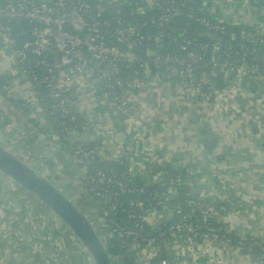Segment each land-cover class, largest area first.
I'll return each instance as SVG.
<instances>
[{"label":"built area","instance_id":"built-area-1","mask_svg":"<svg viewBox=\"0 0 264 264\" xmlns=\"http://www.w3.org/2000/svg\"><path fill=\"white\" fill-rule=\"evenodd\" d=\"M155 2V0L148 1V7L151 11L160 13L161 17L158 22H166L169 18L180 16V9L166 8L164 5L155 4ZM122 4V0H98L96 10L101 15L108 10L118 11ZM212 7L217 9V12H212L216 13L214 18L219 24L203 20L202 23L209 30L223 31L225 28L220 25H239L238 22L222 18L221 12L219 13L220 9H218L219 0H215ZM90 9L89 0H9L5 8V18L9 21H24L31 27L30 30L23 29L20 33L25 36L21 44L15 41L12 28L6 25L0 16V92L5 100L18 109L20 115L33 120L37 125L36 129L39 130V127L53 129L49 118H42L35 112V104L40 98L39 92L45 93L50 111L64 118L67 121V126L76 122L77 114L85 117L87 123L88 119L85 114L80 109L73 108L71 99L68 97V93L72 90H79L81 84H88L91 91L97 95L102 88V93L99 94L103 105L99 109V113L105 115L107 120L115 125L125 121L128 112L125 105L127 91L134 87L143 88L144 85L155 86L160 91L169 90L176 97L185 96L195 102L202 99L204 105L220 112L224 104V90H220L218 84L213 82L212 75L221 76L225 84H228L229 80H232L237 74L251 77L253 80L263 83V89L259 92L264 100V38H258V35L247 32L242 33L247 40L256 42L257 48L249 53L257 60L258 65L248 64L246 61L248 50H245L244 58L237 64L238 67L228 61H222L218 56L221 43L216 41L213 44L210 59L213 72L197 75L193 65L202 63L203 59L200 56L194 60L195 63H192L190 60H180L159 54L158 51L150 53L151 58L144 60L132 52L135 47V39L140 36L138 26L118 27L114 31L116 41L125 45L128 51L118 45L108 43L106 36H103L101 32L102 28H110L112 24L110 22L104 25L97 21L90 22L88 16ZM209 9L210 5L207 7V10ZM181 34L185 35V32L181 31ZM165 40L166 37L162 33L159 34L153 40V47L156 49L165 47ZM186 49L187 45L181 48L182 51H186ZM207 51L208 49L205 50V52ZM148 62L155 64L161 70L150 79L145 75L149 69ZM101 64L107 65L105 73L98 72ZM136 65H139L145 73L135 72L131 76V80L124 79L122 67L130 69ZM211 99H214L213 104L208 101ZM4 105V103H0V112L2 113L0 123L2 125L6 121L3 117ZM94 105L96 104L94 103ZM208 112L211 113V110L209 109ZM13 131L17 132L16 125L13 126ZM63 135V139L67 143L64 153L66 157L72 158L78 163L79 179L83 188L87 191L88 189L93 190L94 185H103L106 182L110 186L115 184L118 187L117 192H109L104 196V199L93 201L90 209L81 206L85 199L80 195H76L75 199L69 198L89 217V212L94 208V205L96 206L107 228V236H103L106 243L109 246L113 239L121 240L131 259L129 264H152L154 258L163 256L169 257L171 260H165L162 264H181L179 249L191 250L196 246L202 248L208 244L213 247L230 249L234 253L230 258L239 255L246 260L253 261L254 257L247 256L245 252L248 250L238 241L242 242L248 236L257 238L258 234L248 233L241 222L245 210L251 212L254 204H251L250 200L245 202L232 197L235 193L226 187L222 188L224 201H220L225 205L220 208L222 215H212L210 206L205 208L201 201L190 198L186 207L164 205L166 212H163L165 213L163 217L155 213L152 214L153 212L150 211L141 212L139 216L134 217L143 222V224H139L141 227L138 228V231L122 226L113 229L110 226L111 218L118 207L108 204V202H111L112 198L118 197L119 194H130L132 190L128 189L124 183L107 179V176L102 172L91 175L88 172L91 167L90 159L94 156L99 158L102 163H124L128 161L127 155L120 156L111 143L106 141L99 147L98 152L90 151L80 143L81 134L79 132L66 130ZM42 137V140L36 141L32 145L28 144L26 140H17V143L21 142L22 147L20 148L17 145H9L7 142L10 140H5L0 135V144L31 169L55 184L61 177V168L59 166L48 168L46 164L54 157L50 139H55L57 136L43 133ZM18 151H20V155ZM22 157L32 161L33 164L25 162ZM149 167L150 165L140 166L134 161L129 162L125 174L127 182L130 183L131 180L138 178L143 183L142 191H147L156 184L149 179ZM180 171L187 173L188 168L180 169ZM159 177L157 183L161 186L167 183L171 174L162 173ZM3 182L7 181L0 176V183ZM169 183L172 185L182 184V176H176V179L170 180ZM19 192L22 191L19 190ZM193 192L196 193L195 190ZM198 193L200 194V190ZM98 197L100 198L99 195ZM28 199L35 202L30 197ZM128 203L130 207H135L138 202L132 199ZM234 220L240 222L242 229L233 225ZM257 245L259 246V244ZM260 247L264 252L263 241ZM113 256L116 264H128L123 253L113 254ZM88 263L92 264L89 258ZM255 264H264V261L255 262Z\"/></svg>","mask_w":264,"mask_h":264},{"label":"crops","instance_id":"crops-1","mask_svg":"<svg viewBox=\"0 0 264 264\" xmlns=\"http://www.w3.org/2000/svg\"><path fill=\"white\" fill-rule=\"evenodd\" d=\"M221 3L222 0H219L218 9L222 11ZM237 7L241 9H237ZM234 8L236 11L241 10L239 11V17H243L244 22L247 24L256 25L258 16L264 15L263 0H241L240 3L234 5ZM215 12H217V9H215ZM259 28L263 29V27ZM147 76L149 79L152 77V75ZM247 78L249 77L236 75L232 80H229L228 84H225L226 89L222 88V90L225 89L223 91L224 104L220 112L204 105L202 99L195 102L185 96L176 97L158 89L154 93L149 87H145L144 90L134 87L132 90H128L127 93L125 92V105L128 112L123 122L124 125L120 127H116L115 124L107 120L105 115L99 113V109L103 105L101 95L91 91L88 84H81L79 90H72L70 93L72 107L80 109L88 119L86 123L87 133L93 138V142H100V145L105 141L110 142L113 148L118 149L120 156L127 153L140 166H151L152 161L158 160L155 165L172 163L175 170L177 167L182 170L192 168L193 174H198L195 181L198 187L195 191L198 193L200 190V193L206 197L208 195L214 198L216 195L221 196L223 193L217 191L218 187L232 189L235 193L232 197L245 202L250 200L251 204H254L251 212L245 210L243 214L241 222L245 230L264 238V198L260 197V192L264 197V136L262 135L264 129V100L260 94L263 83L254 80L257 88L251 90L244 85ZM239 80H241V84ZM241 85L244 88L239 87ZM208 101L214 103V99ZM137 103L146 105L148 109L142 115L143 120L146 121L144 123L146 126L143 129L147 130L142 136L138 133L139 126L135 120L139 115ZM207 103L210 104V102ZM35 107L37 115L47 119L45 105L41 100L35 104ZM5 108L6 105H4L3 110V117L6 121H3L8 126V133H4L0 129L1 137L5 140H11L9 138L15 137L16 141H28V138L39 135V130L36 128L20 126L17 122H12V118ZM106 108L108 109V106ZM133 109L136 113L130 117L129 112ZM209 109L211 113L208 112ZM201 117L203 119L200 122ZM191 119L200 124H193ZM192 124L195 126L196 131H193ZM14 125H17L19 131H13ZM208 125L211 132H213L212 139H206L209 136L208 132L210 134ZM202 129H208L206 135L202 132ZM164 131L166 134L163 136ZM42 139L41 135L36 141ZM206 141L212 142L210 145L212 152L210 151L208 156L204 149ZM127 144V148H122ZM52 152L54 154L53 150ZM130 153H132V156ZM212 154L214 157H212ZM219 156L224 157L226 163L222 164L212 160H216ZM54 158L57 160L55 154ZM208 163L211 168L207 173L205 171L208 169ZM221 167L231 171L230 180L226 181L223 178L225 176H221ZM239 169H242L243 172L237 175L236 171ZM151 174L152 169L149 171V179L151 182H156ZM207 174L208 177H206ZM241 175L244 176V179L247 176L249 178L246 181L242 180L244 184L242 188L241 186L237 188L242 182ZM253 176H255L254 179H252ZM210 179L213 181H210ZM12 187L7 183H0V191L3 190L2 194L0 192V228L7 231L9 228H14L19 231L21 222H16L18 215L12 216L10 214V212L16 210H21L23 217L29 221L31 217L27 216V212H30L32 216L40 213V217H36V220L39 224L44 223L41 207L30 201L22 192L15 188L19 193L17 202L10 199L13 191ZM208 189L213 190V192L209 193ZM233 225L242 229L238 221L234 220ZM258 235L257 237L261 239ZM3 236L9 242H6L0 236V244H5L3 249H0V264H13L14 262L16 264H45L42 246L39 244L41 240L38 239V248L30 250L18 246V244H21L23 237L20 236L18 239L15 236L12 237V231L4 232ZM11 244L14 246L8 250L7 247ZM179 251L181 252V264H255L252 260H246L239 255L230 258L234 255L230 249L213 247L210 244L202 248L196 246L191 250L183 248ZM11 253L15 257L25 255L24 260L20 263L18 259L16 260L11 256ZM1 255H4V257L2 258Z\"/></svg>","mask_w":264,"mask_h":264},{"label":"trees","instance_id":"trees-1","mask_svg":"<svg viewBox=\"0 0 264 264\" xmlns=\"http://www.w3.org/2000/svg\"><path fill=\"white\" fill-rule=\"evenodd\" d=\"M148 1L153 0H122V6L119 7L118 11L108 10L104 14H98L96 10V4L98 0H89V4L91 9L89 11V20L97 21L101 24H105L110 22L112 26L110 28H102V35L106 36V40L110 44H115L123 48L125 51H128V48L120 44L114 38V31L118 27L126 28L128 26H138L140 31V36L135 39V47L132 49V52L136 53L141 59H149L150 53L158 51L159 54L170 56L176 59H186L190 60V62L195 63L194 60L197 57H202L203 61L201 64L193 65V69L197 75H202L205 72H213L212 66L210 64L211 53L213 52V44L216 41L221 43L220 50L218 52V56L222 61H228L233 66L238 67L237 64L241 62L244 58L245 50H248V56L246 57V61L248 64L255 66L257 64V60L254 59L250 55V51L257 48L256 42L247 40L242 33H250L253 35H258V38H264V15L258 16V23L247 24L245 22L244 26H230V25H220L225 29L219 31H211L209 30L202 21H214L219 24V22L214 18L216 16L215 9L212 7V4L215 0H155V4L164 5L166 8H178L180 9V16L177 18H169L166 22H158L161 15L158 11H151L148 7ZM264 1V0H263ZM9 0H0V10H1V18L3 22L10 26L13 31V36L16 42L21 44V42L25 39V36L20 34L23 29L30 30L31 27L29 24L24 21H9L5 18V8L8 4ZM210 5V9L207 10V7ZM213 11V12H212ZM257 22V21H256ZM263 25V29L261 30L259 27ZM259 26V27H258ZM181 31L185 32V35L181 34ZM107 32V34H105ZM163 34L166 37L165 47L156 49L153 47V40L159 34ZM186 51H182V46H186ZM233 47V50H231ZM208 49L207 52L205 50ZM149 69L147 74L145 75H156L160 73V69L155 66V64L148 62ZM107 65L101 64L99 65L98 72H106ZM137 72L138 74H144V70L136 65L133 68L122 67V76L126 80H131V76ZM237 75V74H236ZM213 82L218 84L219 88H225V82L221 76L212 75ZM240 79V78H239ZM241 84V80H239ZM7 85V83H6ZM244 88L243 85L239 86ZM226 89V88H225ZM223 89V90H225ZM102 93V88L99 90L98 94ZM39 100H41L45 105V115L49 118L53 124V129L49 131V133L57 136L55 139H50V147L54 151L56 157V164L47 163V166L50 168L57 167V165L61 168V177L55 183L56 187L61 190L63 194L66 196H71L73 194L80 195L85 200L81 204V206L85 209H90V206L95 200H102L104 196L109 192H117L118 187L114 185L106 184H96L93 186V190L88 189V191L83 188L79 175H77L76 169L77 162L72 159L66 157L64 153V149L67 147L66 141L63 139V134L66 130H72L74 132H79L81 134L80 143L86 149L90 151H99V147H101L100 142L96 143L93 141H85L84 136L87 133V124L86 119L82 115H76V122L71 126H67V121L62 118L59 114H53L46 102L45 93L39 92ZM68 97L71 99V93H68ZM0 103H4L6 105V112L9 116L14 119L20 126H29L36 128L37 125L33 122V120L29 117H24L19 114L17 108L13 107L8 100H5L3 95L0 92ZM72 104V99H71ZM22 105V104H20ZM193 124H200L199 122H194L191 119ZM201 122V121H200ZM32 126H31V125ZM192 124V128L196 131L195 126ZM209 128V125H208ZM43 135V134H42ZM209 135V132H208ZM11 142V140H10ZM35 141H27L28 144L34 143ZM10 145V144H9ZM206 149L209 150L208 143H206ZM218 163H221L222 160H225L224 157H218L216 160L212 159ZM175 161V160H174ZM91 167L88 172L91 175H97L102 172L107 176V179L115 180L116 182L124 183L128 189L132 190L130 194H119L118 197L112 198L110 203L111 205H117L118 210L114 212L113 217L111 218L112 222L110 226L114 229L117 226H122L124 228L138 231L143 224V222L135 216H139L141 212L145 213L147 211L153 212L152 214L161 215L162 212H166V207L164 205H175L186 207V204L190 198H195L201 203H210L211 200L203 199L193 191H190L184 184L189 180H184V184L181 187H176V185H172L170 183H164L159 186L158 181L160 179L159 175L162 173L171 174V176L181 175L183 177H188L194 181H196L197 176L192 174H187L184 171H180L178 173L172 163L160 164L151 167L152 169V177L155 178L156 184L150 187L147 191H142V181L138 178L131 180V182H127L126 170L128 167V161L124 163H102L101 160L97 157H92L90 159ZM100 196V198L98 197ZM136 200L137 206L130 207L128 201ZM37 206H40L43 210L44 223L43 228L47 232V240L42 243L41 248L46 249V253H44V261H50L48 255L50 254V249L48 248V243L50 241H55L57 243V248L54 246V255L63 256V252H58L59 248H64L66 245L62 243L59 238L55 237V230L50 234V230L54 227V222H58L61 226V222L57 220L48 210L42 207L40 204L35 203ZM48 213V214H47ZM210 213L211 210H210ZM49 215L48 217H46ZM47 223V227L45 225ZM140 224V225H139ZM63 227V226H62ZM163 228V225H162ZM68 233V231H67ZM151 236V235H150ZM259 236V235H258ZM261 239L253 238L248 236L244 241L239 242L248 250L245 252L247 256L253 258V262L260 263L264 261V252L261 250L260 244L264 238L259 236ZM59 241V242H58ZM47 243V244H46ZM78 243V242H77ZM259 244V246L257 245ZM80 248L81 244L78 243ZM76 248V247H75ZM83 248V247H82ZM81 248V249H82ZM109 248L111 252L116 255L118 253H123L127 260V263H131V259L129 258V254L126 253V247L121 240L113 239L109 244ZM250 250V251H249ZM253 255V256H252ZM47 257V258H46ZM169 261L171 258L163 256L154 258L152 260L153 264H162L164 261ZM62 261V260H61ZM35 264V263H33ZM60 264H65L61 262Z\"/></svg>","mask_w":264,"mask_h":264},{"label":"rangeland","instance_id":"rangeland-1","mask_svg":"<svg viewBox=\"0 0 264 264\" xmlns=\"http://www.w3.org/2000/svg\"><path fill=\"white\" fill-rule=\"evenodd\" d=\"M240 2H241V0H222V3H221V5H222V11L221 10L219 11V13L221 12L222 18L225 17L229 21L238 22L239 25L237 27L244 26L245 25L244 18L243 17H241V18L239 17V11H241V10L236 11L235 8H234V5L235 4H238ZM237 9H241V8L240 7H237ZM263 25L260 26V27L262 28ZM2 63L4 64V60L2 61ZM145 87L151 88L154 91V93L158 89V88H156L155 86H152V85H144V87L143 88H140V89L141 90H144ZM166 92H168L169 94H171V91H169V90H166ZM137 106L139 108V115H138V117L135 120H136V122H137V124L139 126L138 127V133L140 134V136H142L147 131V130L143 129L146 126L144 124L146 121L143 120L144 117H142V115H143V113L145 111H148V109H147V106L146 105H142L140 103H137ZM135 113L136 112L133 109L132 111L129 112V116L131 117ZM0 114H1V116H0V118H1L2 117V113L0 112ZM110 115H111V113H110ZM151 117H150V120H151ZM237 119H241V118H237ZM11 121L12 122H16L13 119ZM121 125H124V123L123 122H120L119 124H117L115 126L116 127H120ZM0 129H1L2 132H4V133L7 132L8 133V131H7L8 126L6 124H4V125L1 124L0 125ZM208 129L210 131V134H209V136L206 139H212L213 138V136H212L213 132H211L210 128H208ZM208 129H204V130L202 129V132L206 135ZM16 130L19 131V128H17V125H16ZM49 131H50V129L47 128V127H39V135L38 136L34 135L33 137L28 138V141H30V140L36 141V140L39 139V136H41L43 133L49 134ZM193 131H195V130L193 129ZM165 134H166V132L164 131L162 133V135L164 136ZM10 135H12V134H10ZM262 135L264 136V131L262 132ZM203 138H205V137H203ZM9 139H11L13 141L7 142L8 144L13 145V146L17 145L20 148L22 147V145L20 144L21 142H18L17 143L15 137H12V138H9ZM206 143H208V147H209V145H211L212 142L206 141L205 142V145H206ZM262 144H263V142H262ZM127 147H128V144L125 147H122V148H127ZM204 149L206 150V155L208 156V154H210V151H211L210 147H209V150L206 149V146H205ZM114 150L117 153H119L118 152V149L114 148ZM124 155H127V158H128V161L129 162H132L133 161L127 153H125ZM130 155L132 156V153H130ZM212 157H214L213 154H212ZM209 159H212V158H209ZM48 162L49 163H52L53 165H55L57 163L56 160H55V158L54 159H51ZM157 162H158V160L152 161L151 162V166L149 167V170L151 169V167L153 165L157 164ZM221 163L224 164V163H226V161L225 160H222ZM47 167L49 168L50 166H47ZM207 168L208 169L205 172L208 173L209 170H210V168H211V166H210L209 163L207 164ZM220 170H221V176H225V177H223L224 180L228 181V180L231 179V177H230V174H232L231 171H227V169H225L224 167H221ZM76 172H77V175H79L80 174V169H76ZM177 172L178 173H181L179 167H177ZM242 172H243L242 169H239V170L236 171L237 175L241 174ZM187 174L194 175L193 172H192V168H189L188 169ZM197 175L198 174H196L194 176H197ZM176 176L173 175L171 177H168L169 180L167 181V183H169L170 180H172V179L173 180L176 179ZM208 176L209 175L207 174L206 177H208ZM241 177H242L241 178V181L242 180L243 181H246L249 178V176H247L244 179V176L243 175H241ZM254 178H255V176H253L252 179H254ZM182 179H183V183L182 184H175L176 187H181L182 188V185L184 184V180H189L184 185L190 191H194L198 187L197 182H195L194 180H192V179H190L188 177H183V176H182ZM210 181H213V180L210 179ZM243 181L241 182V184L237 188H239L240 186L242 188V186H244ZM3 183L9 184L8 182H3ZM9 185H11V184H9ZM255 185H257V183H255ZM11 186H13V185H11ZM245 187H247V185H245ZM222 188L223 187H218L217 191H223ZM12 190L13 191L11 193L10 199L11 200L13 199V200H15L17 202V197H19V193H18V191L14 187H12ZM0 192L2 194L3 193V190L1 189ZM208 192L211 193V192H213V190L208 189ZM196 194H199V193H196ZM262 195H263L262 192H260V197L264 198ZM199 196L202 197L203 199L211 200L210 203H202V205L205 208L207 206H210L212 215H222V214H220V208L222 206H225L224 204H221L220 203V201H224L222 199V195L221 196L220 195H216L215 198H214L211 195H208L206 197V196H204L203 194L200 193ZM68 197H73L75 199L77 196L75 194H73V195L68 196ZM0 214H1V211H0ZM10 214L12 216L18 215V217L16 219V222H21L20 223V226L21 227H20L19 231L16 230V229H14V228H9L8 231L7 230H4L3 228H0V236H2L6 240V242H9V240L6 239L3 236V233L4 232L7 233V232H11L12 231V237L15 236L16 239H18L20 236L23 237V239L21 240V244H18L19 247H21V248H23V247L24 248H28L30 250H33L34 248H38V246H37L38 245V239L41 240L39 244L42 246V243L47 240V232H46L45 229H43V224L42 223L39 224L38 221L36 220V217H40V213L39 214H34L32 216V214L30 212H27V216L29 215L28 217H31V220L30 221L28 219H26L25 217H23L21 210H16L14 212H10ZM48 216L49 215H47L46 217H48ZM161 216L162 217L165 216V213L162 212ZM45 225L47 227V223H45ZM62 226L58 222H54V227L52 228V230H50V234H52L53 233L52 231L55 230V232H56L55 233V237L56 238H59L62 241V243L64 245H66V247L61 248V249L59 248V250H58V252H63L64 255L63 256L54 255L53 254V252H54V246L57 248V243L55 241H53V242L50 241L51 243H48V244L46 243L48 245V248L50 249V254L48 255V257L50 258V261L45 262V264H60L61 262H64V261H65V264H89L88 263V257L86 255V253L84 252V249L82 247H81L82 249L80 248V246L78 245L79 242L76 240V238L74 236H72V234L64 226L63 227ZM67 231H68V233H67ZM4 246H5V244H0V249H3ZM13 246L14 245H12V244L11 245H8V247H7L8 250L11 249ZM42 250L45 252V254H47L45 248H42ZM17 254H19V252H17ZM1 256H2V258L4 257V255H1ZM11 256L14 259H16V260L18 259L19 262L21 263V261L24 260L23 257L25 255H23L21 257H19V256H16L15 257V255H13V253H11ZM13 264H16V263L14 262Z\"/></svg>","mask_w":264,"mask_h":264},{"label":"water","instance_id":"water-1","mask_svg":"<svg viewBox=\"0 0 264 264\" xmlns=\"http://www.w3.org/2000/svg\"><path fill=\"white\" fill-rule=\"evenodd\" d=\"M245 87L256 89L254 80H245ZM195 119V118H194ZM203 118H200V121ZM85 141H93L85 133ZM0 176L32 200L48 210L81 244L92 264H116L103 235L90 217L63 194L54 183L31 169L0 144Z\"/></svg>","mask_w":264,"mask_h":264},{"label":"bare ground","instance_id":"bare-ground-1","mask_svg":"<svg viewBox=\"0 0 264 264\" xmlns=\"http://www.w3.org/2000/svg\"><path fill=\"white\" fill-rule=\"evenodd\" d=\"M18 154L20 155V151H18ZM22 159L25 161V162H28V163H32V161H29L28 159L22 157ZM38 168V166H36ZM94 208H92V210L89 212L90 214V219L92 220L94 226L96 227V229L103 235V236H107V228L104 224V222L102 221L101 217H100V214H99V211L98 209L96 208V206L94 205L93 206Z\"/></svg>","mask_w":264,"mask_h":264}]
</instances>
